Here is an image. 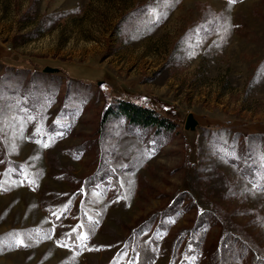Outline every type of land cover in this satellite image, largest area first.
<instances>
[{"label":"rangeland","instance_id":"obj_1","mask_svg":"<svg viewBox=\"0 0 264 264\" xmlns=\"http://www.w3.org/2000/svg\"><path fill=\"white\" fill-rule=\"evenodd\" d=\"M120 88L172 128L102 123ZM262 147L264 0H0V264H137L135 231L149 264H193L171 240L198 215L204 247L237 237L228 264L264 259V174L240 170Z\"/></svg>","mask_w":264,"mask_h":264},{"label":"trees","instance_id":"obj_2","mask_svg":"<svg viewBox=\"0 0 264 264\" xmlns=\"http://www.w3.org/2000/svg\"><path fill=\"white\" fill-rule=\"evenodd\" d=\"M238 1V0H237ZM115 96L118 104L117 109L108 108L102 113L101 122L104 123L109 116L114 114L115 117H123L131 125L141 128H152L156 132L158 130H170L174 123L166 116L173 114V106L160 101L155 97L140 93L138 95H131L127 90L120 88ZM110 92V91H109ZM111 93V92H110ZM110 93L108 95L110 96ZM112 94V93H111ZM264 150V147L261 149ZM243 167L240 169L243 176H247L250 181L256 183L260 181L257 177L259 174H264V166L262 169H254L250 167V163L244 161ZM248 167L249 169H247ZM168 215L166 212H156L153 216L146 218L139 225L142 227L152 226L153 230L156 228H164V217ZM198 217L194 218L193 223L189 226L180 227L174 234L171 240V256L179 262H189L190 258L193 264H228L226 261V252L232 244L238 241L237 237L228 234H221L216 238L212 245V249L202 245V236L200 233L203 221ZM139 230V229H137ZM200 230V231H199ZM130 236L128 243L133 247L132 252L138 251L137 264H149L153 260L151 244L154 241L152 236L148 239L138 240L135 236ZM233 240V242H232ZM128 246V245H127ZM249 249V248H248ZM250 250V249H249ZM188 260V261H187ZM248 264H264L262 259L256 252L250 251Z\"/></svg>","mask_w":264,"mask_h":264},{"label":"snow or ice","instance_id":"obj_3","mask_svg":"<svg viewBox=\"0 0 264 264\" xmlns=\"http://www.w3.org/2000/svg\"><path fill=\"white\" fill-rule=\"evenodd\" d=\"M237 2V0H228V3L230 4V5H232V4H235ZM225 31H227V28H225ZM49 145L47 144V143H45V144H43V147H48ZM0 163H3V161H0ZM30 183H31V181H30ZM255 187V186H254ZM67 209V206H65V210ZM54 216H56L57 215V213L56 212H53L52 213ZM63 213H61V215H62ZM57 219H59V216H57ZM89 219H91V217H89ZM98 223V222H97ZM83 227V225H77L75 228H73L72 229V232H75L76 233V236H75V240H79L80 241V247L81 248H87V244H86V241L88 240V238H89V236H88V234L87 233H85V232H83V231H80V232H77V229L78 228H82ZM65 236L68 238V239H72V233H66L65 234ZM58 243H59V241H58ZM22 245H24V242L22 241V240H18L17 241V246H22ZM24 246H26V245H24ZM62 247H70V245L69 244H67V243H65V244H62L61 245ZM88 250H92V249H88ZM125 255H126V253H125ZM130 264H132V262H130Z\"/></svg>","mask_w":264,"mask_h":264},{"label":"water","instance_id":"obj_4","mask_svg":"<svg viewBox=\"0 0 264 264\" xmlns=\"http://www.w3.org/2000/svg\"><path fill=\"white\" fill-rule=\"evenodd\" d=\"M43 71L44 72H58V69L55 68V67H49V66H45L43 68ZM196 120L193 118V116L191 114H188L186 116V119H185V123H184V128L185 129H189V130H193L195 128V125H196Z\"/></svg>","mask_w":264,"mask_h":264}]
</instances>
